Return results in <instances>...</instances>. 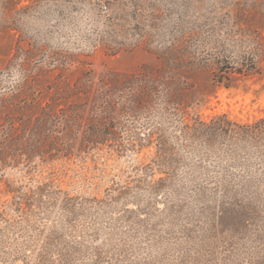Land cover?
Returning <instances> with one entry per match:
<instances>
[{
  "label": "rangeland",
  "instance_id": "374dc122",
  "mask_svg": "<svg viewBox=\"0 0 264 264\" xmlns=\"http://www.w3.org/2000/svg\"><path fill=\"white\" fill-rule=\"evenodd\" d=\"M261 1L255 6L253 0H160L156 7L167 11L164 17L172 18V34L179 38L195 24L208 36L211 24L226 12L245 13L243 22L264 36ZM116 9L104 0H0V264H34L37 256L44 264L264 260V163L231 162L216 157L217 147L179 136V114L159 111L149 120L159 127L155 135L163 134L172 147L164 165L153 161L157 147L154 140H144L149 128L143 117L124 120L119 136L81 151L62 148L39 154L30 152L32 145L9 151L22 140L28 145L31 136L9 139L10 119L26 120L47 104L59 109L92 96L73 60L66 68L49 71L66 54H80L94 84L104 76L123 77L160 65L155 44L145 49L127 41L131 46L112 54L99 41L97 30ZM155 37L163 40L161 33ZM36 46L43 47L38 59L27 60L25 50ZM23 62L27 79L19 65ZM259 66L258 72L234 74L230 82L224 78L220 83L204 64L189 65L184 121H209L223 113L245 123L263 117L264 59ZM50 129L37 128L33 135ZM161 177L167 182L155 190ZM217 183L231 187L236 197L223 201L214 196ZM37 186L44 188L41 196L33 194ZM25 194L31 198L26 200ZM220 212L226 218L218 228Z\"/></svg>",
  "mask_w": 264,
  "mask_h": 264
},
{
  "label": "trees",
  "instance_id": "16d2710c",
  "mask_svg": "<svg viewBox=\"0 0 264 264\" xmlns=\"http://www.w3.org/2000/svg\"><path fill=\"white\" fill-rule=\"evenodd\" d=\"M104 1L114 3L117 9L113 15L104 18L102 28L97 30L99 41L112 54L128 45L127 41H130L132 46L141 44L145 49L155 44L154 46L160 50L158 53L160 65L152 70L143 67L123 77L104 76L94 84L89 79L90 69L87 62L79 56L80 54H66L63 62L52 63L49 71L54 68H66V64L73 60L81 77L86 76L82 78L88 81L86 88L92 89V96L87 101L71 102L59 109L47 104L42 112L35 117H27L26 120L17 122L14 118L10 119L8 133L10 131L13 133L9 135V139L17 138L22 133L31 136L27 139L28 145L27 141L24 143L22 140L9 151L25 150L29 145H32L29 146L30 152L39 154L45 152L44 150L61 151L62 148L81 151L119 136L118 129L124 120L136 121L143 117V126L149 128L144 140L147 143L154 140L157 147L153 161L164 165L168 162V156L172 154V147L163 134L155 135L159 127L155 126L154 129L149 122L152 115L160 111V114H179L181 118L178 121L179 136L190 141L197 140L200 145L210 149L217 147L216 152L219 155L216 157L225 156L231 162L257 159L264 163V116L247 123L232 120L225 113L209 121L193 119L185 122L183 119L185 113L183 94L190 86L186 75L189 65L204 64L210 68L212 79L220 83L224 78L230 82L234 74L248 76L260 70L259 62L264 59V36L258 29L251 28L243 22L241 16L245 13L226 12L220 20L211 24L208 31L210 33L206 37L203 36L202 26L198 27L195 24L190 27L188 33L179 38L172 34L175 26L172 18L166 20L164 17L167 11L156 7L160 0ZM253 2L256 6L262 1ZM160 33L163 40L155 37ZM132 35L137 37L135 39L128 37ZM41 50L43 47L38 46L26 49V59L29 60L30 57L38 59ZM48 56L50 61L55 62L54 56ZM19 65L23 77L27 79L28 75L24 71L25 62ZM37 66L39 65L35 68ZM48 126L51 128L49 133L39 135L37 138L33 135L37 128L44 130ZM187 145L189 144H185V147ZM221 171L217 170V174L222 173ZM167 179L161 177L156 180L154 189L159 190ZM219 185L220 183H217L215 190L212 191L214 196L220 197L223 201L236 197L237 192L232 191L231 187L226 184H222L221 187ZM43 189L42 186H37L33 194L41 196L44 193ZM24 197L27 200L31 195L25 194ZM218 218L216 226H224L225 214L220 212ZM34 264H44L42 256H37ZM251 264H264V260Z\"/></svg>",
  "mask_w": 264,
  "mask_h": 264
}]
</instances>
